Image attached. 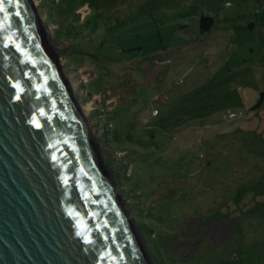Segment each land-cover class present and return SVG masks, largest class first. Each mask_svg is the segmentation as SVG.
Here are the masks:
<instances>
[{
	"label": "rangeland",
	"instance_id": "rangeland-1",
	"mask_svg": "<svg viewBox=\"0 0 264 264\" xmlns=\"http://www.w3.org/2000/svg\"><path fill=\"white\" fill-rule=\"evenodd\" d=\"M29 1L60 56L102 161L110 162L105 179L118 195L143 264L161 262L141 235L142 223L130 216L132 209L142 217L141 195L154 207L151 240L160 248L166 244L167 258L177 256L181 264H264V100L257 106L264 93V3L260 8L257 0H61L78 7L81 26L87 21L98 34L117 35L116 45L133 46L144 39L135 35H143L146 51H165L164 60L145 65L141 79L132 73L134 65L125 66L120 77L126 83L118 85L110 83L120 66L100 60L99 67L87 55L64 56L71 38L61 34V22L52 21L41 0ZM203 15L215 24L202 36L195 30ZM134 83L137 101H131ZM83 84L95 92L107 89L87 98ZM122 104L117 118L134 107L133 122L124 123L135 125L137 139L113 146L105 129L109 121L99 119ZM229 112L238 118L229 119ZM122 167L127 175L120 178L110 169ZM121 181L139 193L123 192Z\"/></svg>",
	"mask_w": 264,
	"mask_h": 264
},
{
	"label": "water",
	"instance_id": "water-1",
	"mask_svg": "<svg viewBox=\"0 0 264 264\" xmlns=\"http://www.w3.org/2000/svg\"><path fill=\"white\" fill-rule=\"evenodd\" d=\"M48 40L0 0V264H143Z\"/></svg>",
	"mask_w": 264,
	"mask_h": 264
},
{
	"label": "trees",
	"instance_id": "trees-1",
	"mask_svg": "<svg viewBox=\"0 0 264 264\" xmlns=\"http://www.w3.org/2000/svg\"><path fill=\"white\" fill-rule=\"evenodd\" d=\"M42 5L44 8L47 10L51 11V17L53 22H61L59 28L60 32L62 35L71 38V41L69 43V46L64 49L63 54L66 56V54H74V55H80V56H90L95 60L98 61L96 66L101 67L99 64L100 60H105L102 61L103 64L107 61V65H111L112 67L114 66H120L122 68L119 70V72L115 71V75H118L115 79L112 80V83L120 84L121 83H126L125 81H121L122 76L121 72H127L126 69H123L125 66L131 64L134 65L132 67V73L137 74L140 79L144 74L146 73L145 65L147 63H154L157 62L155 59H162L164 60V55L165 51L162 52H157L160 49L154 51L151 49L150 51L145 50V42L148 41L145 36L143 35H135L137 37H143L140 42H136L135 45L133 46H125L124 44L116 45L115 43L117 42V35H112L110 36L109 33H97L95 29H91L89 22L86 21V24L84 26H81L80 24V17L76 14L77 8L78 7H65L62 3L61 0H41ZM247 1V0H243ZM257 2H260V0H257ZM260 5V3H258ZM71 17L74 19L73 23H69V20ZM214 20L211 16L208 15H203L201 17L200 23L198 24V28L195 30L198 35H205L206 33L210 32L214 28ZM196 25V24H195ZM197 27V25L195 26ZM86 32V33H85ZM61 36V35H59ZM60 37H57V39ZM56 40V39H55ZM119 42H121L119 40ZM146 47L152 48L150 44H148ZM166 50V49H165ZM133 53V54H129ZM124 64V65H122ZM166 66V65H165ZM75 71H77L75 69ZM114 71V70H113ZM160 72H157V75H159ZM157 77V76H156ZM138 78V81L140 80ZM108 84L107 86H109ZM88 84H83L80 88L81 90H84V93L87 94V98L92 95H100L102 94L107 87H104L101 92H95L93 89L88 88ZM135 92V83L131 86ZM137 91L133 94L131 97V101H137L139 99V96H137ZM264 100V93H261L259 95V102H258V107L263 103ZM127 101V100H126ZM125 101V102H126ZM124 102V104H125ZM120 105L119 107H116L113 109L110 114L103 115L99 120L102 122L109 121L107 123V129L106 132H110L111 134L109 135V139H112V144L114 146V141L115 142H123V140H129V141H136L137 139V134L138 132L135 131L134 129L136 128L135 125L131 124L129 125L128 123H124L125 120L128 121L129 123H132V110L134 107L130 106V115H128L129 110H125L124 114L126 115V118H117V115H123L122 112L120 111L123 105ZM131 104V102H130ZM137 104V103H136ZM133 107V108H132ZM100 111H97L95 115H98ZM144 112H141L143 114ZM159 113V110H158ZM99 116H96V118ZM111 125V128L108 126ZM127 127H130V130H128ZM110 129V130H108ZM137 129V128H136ZM107 138V137H105ZM154 139V138H152ZM152 144V142L150 143ZM146 145H149L148 143ZM128 150V149H126ZM124 163V161H123ZM124 165H127L124 163ZM107 166H110V162L108 161ZM128 166V165H127ZM111 170H115L113 173L117 178L123 177L127 175L126 171L128 168L122 167V168H110ZM131 169L133 171V167L131 166ZM131 171V173H132ZM131 177V175L129 176ZM124 181V180H123ZM121 181L120 184L123 188V192H134L135 194H138L139 191L135 189V187L131 183H125ZM142 198L138 199L140 201L141 209H140V214H143L142 217L141 215H134L132 209L130 210V216L133 218L135 222H140L142 223V228H141V235L146 238V242H148L152 248L156 250V256L158 260L161 262V264H181L182 262H178L175 256L172 257H166L165 252H168V248L165 249L166 244L163 243L161 248L160 245L156 242V240H151L154 236V230L152 226L150 225L151 222H155L153 218H155V215L151 213L152 209L154 207H148L147 204H149V198L145 197L144 195H141ZM148 222V223H147ZM144 227V228H143ZM173 234V233H172ZM155 243V244H154ZM177 252V251H176ZM180 258L179 260H181Z\"/></svg>",
	"mask_w": 264,
	"mask_h": 264
},
{
	"label": "built area",
	"instance_id": "built-area-1",
	"mask_svg": "<svg viewBox=\"0 0 264 264\" xmlns=\"http://www.w3.org/2000/svg\"><path fill=\"white\" fill-rule=\"evenodd\" d=\"M228 118H229V119H236V118H238V115L235 114V113H231V112H229V113H228Z\"/></svg>",
	"mask_w": 264,
	"mask_h": 264
},
{
	"label": "crops",
	"instance_id": "crops-1",
	"mask_svg": "<svg viewBox=\"0 0 264 264\" xmlns=\"http://www.w3.org/2000/svg\"><path fill=\"white\" fill-rule=\"evenodd\" d=\"M241 1H243V0H241ZM260 8H261V5H263V3H264V1L263 0H260ZM262 7H264V6H262ZM258 11V10H257ZM250 24H251V26H253L254 24H253V22H250ZM229 46V45H228Z\"/></svg>",
	"mask_w": 264,
	"mask_h": 264
}]
</instances>
